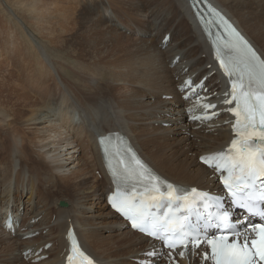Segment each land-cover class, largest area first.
<instances>
[{
	"label": "bare ground",
	"instance_id": "bare-ground-1",
	"mask_svg": "<svg viewBox=\"0 0 264 264\" xmlns=\"http://www.w3.org/2000/svg\"><path fill=\"white\" fill-rule=\"evenodd\" d=\"M208 1L234 20L264 58V0ZM77 3L94 6L96 15L104 6L110 7L111 18L122 9L130 17L127 7H135L129 30L137 38L138 53L126 56L118 66L90 70L82 63L69 64L58 49L50 55L44 44L34 46L31 40L37 84L42 86L51 77L61 94L37 108L30 98L32 104L14 112L0 111V246L4 247L0 263L64 264L65 233L71 226L82 247L100 264H208L196 256L197 251L183 257L178 251L170 257L156 241L128 228L108 207L109 197L117 195L96 142L97 135L120 131L165 179L220 192L216 176L199 156L223 148L232 136V117L224 110L228 106L221 103L228 84L188 0ZM68 9L62 7L61 11ZM144 11L150 13L148 24L136 34L137 12ZM111 20L120 25V33L130 32L119 20ZM16 34L19 36L18 31ZM110 35L115 42L131 39L114 31ZM61 42L69 48L74 45L73 39ZM10 47L14 55L19 53L17 45L11 43ZM201 77L205 78L201 92L185 97L184 79L194 84ZM20 86L17 78L4 82V105L14 97L10 90ZM120 86L128 89L125 95L117 93ZM201 100L214 103L213 110H219V115L208 122L190 120L202 108ZM173 144L178 147L174 149ZM52 195L56 197L52 199ZM59 201L65 205L60 206ZM8 213L14 217L13 230L4 228ZM149 252L154 255L148 256Z\"/></svg>",
	"mask_w": 264,
	"mask_h": 264
},
{
	"label": "snow or ice",
	"instance_id": "snow-or-ice-1",
	"mask_svg": "<svg viewBox=\"0 0 264 264\" xmlns=\"http://www.w3.org/2000/svg\"><path fill=\"white\" fill-rule=\"evenodd\" d=\"M223 22L231 29L234 39L229 41L230 51L227 57L221 58L218 55L217 59L225 75L232 77L239 73L235 79L231 80V91L225 92L223 103L231 105L235 102V107L227 109L237 117L234 131L239 133L240 117L243 116V129H258L261 133L260 142L264 144V59L257 55L248 41L232 29L227 21ZM206 107H215V105ZM257 113H259V124L256 123ZM103 139L101 138L102 142ZM253 143L254 141H249L246 145L241 142L239 159H227L223 151L209 157H201V160L210 167L214 164L215 171L221 169L228 171L227 177H221V183L233 197L234 203L245 210L247 215L260 218V222H247V227L251 228L253 233H257L258 230L257 234L260 236L259 242L252 239L250 246L249 237L245 236L241 240L240 229L244 228L245 224L231 221L229 212L218 210L216 213L209 212L207 215L199 214L205 228L213 226L221 233L219 236H204V240L211 248V257L215 264H256L257 257L260 261H264V179H261L264 176V167H261L264 166V149L257 152L247 151L246 148H251ZM236 145L237 140L233 139V148ZM128 151L131 152V149L129 148ZM132 160L137 167L131 170L130 175H134L138 181L148 180V183L144 184V192L136 194L142 199L109 197L112 206L131 221L134 229L162 240L165 246L173 251L177 247L187 249L189 244L199 249L202 244L200 233L189 222V215L194 214L198 207L196 197L193 196L189 200V190L171 183L165 184L159 177L152 175L134 154H132ZM120 163L125 162L122 160ZM125 172L128 173L127 168ZM127 178H130L129 175L125 176V179ZM161 184L165 185L163 191L159 187ZM190 191L197 193L195 188ZM199 196L201 202L209 199L207 193H200ZM213 203L218 208L219 198H215ZM161 207H166L167 211L162 217H157L152 209ZM68 236L72 238L71 230ZM72 251L82 258L81 264H93V261L76 246L74 241ZM184 254V251L179 253L181 257ZM147 255L152 256L154 253L149 252ZM169 256H172V252H169ZM205 259H207V252H205ZM68 260L71 262L73 255H69Z\"/></svg>",
	"mask_w": 264,
	"mask_h": 264
},
{
	"label": "rangeland",
	"instance_id": "rangeland-1",
	"mask_svg": "<svg viewBox=\"0 0 264 264\" xmlns=\"http://www.w3.org/2000/svg\"><path fill=\"white\" fill-rule=\"evenodd\" d=\"M62 7L69 9L63 13ZM134 8L127 7L132 18L136 16L133 14ZM94 10V6H81L77 0H0V63L2 65L0 66V111L10 109L14 112L17 107L32 104L30 98L35 101L37 108L45 101L57 99L61 94L58 83L55 79H50L51 77H46L48 79L46 84L42 86L37 84V60L33 43L34 46L39 43L44 44V50H48L50 55L53 49H58L59 54L63 55L69 64L82 63L90 70L95 67L118 66L126 56L138 53L137 38L129 30L130 17L125 9H122L123 11L119 15L116 13L113 18H111L112 8L110 7L104 6L98 15ZM137 13L139 15L133 25L136 34L141 33L138 31L148 24L149 16L147 14H150L147 11ZM105 16L110 19L108 20ZM111 19L122 22L130 32L120 33V25L115 26ZM16 31L19 32V36ZM64 31L70 32L71 35L63 36ZM112 31L131 39L115 42L110 35ZM61 39L64 41L73 39L74 45L69 48L61 42ZM148 40L150 41V38ZM11 43L19 47L17 55H14L12 51ZM262 45L264 47V42ZM149 48H154V46L151 45ZM65 54L69 56L65 57ZM23 60L26 63L22 64ZM4 61H7L5 66ZM11 63L12 66L8 67V64ZM8 78L19 79L22 86L19 87L21 88L19 90H10L14 97L4 105L6 95L4 82ZM99 81L100 79H98V84ZM120 92L125 95L128 89L120 86L117 93ZM17 94L21 96L18 97ZM22 96H26L28 99L22 100ZM173 147L176 149L178 145L173 144ZM53 196L55 195H52V199ZM56 236L57 232L54 233V239L57 240ZM3 254L4 247L0 246V258ZM0 264H4V262Z\"/></svg>",
	"mask_w": 264,
	"mask_h": 264
},
{
	"label": "water",
	"instance_id": "water-1",
	"mask_svg": "<svg viewBox=\"0 0 264 264\" xmlns=\"http://www.w3.org/2000/svg\"><path fill=\"white\" fill-rule=\"evenodd\" d=\"M59 205H60V206H64V205H65V203H64V202H62V201H59Z\"/></svg>",
	"mask_w": 264,
	"mask_h": 264
}]
</instances>
